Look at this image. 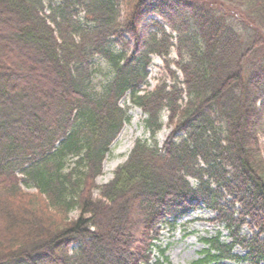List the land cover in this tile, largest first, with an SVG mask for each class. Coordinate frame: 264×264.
<instances>
[{
    "label": "trees",
    "instance_id": "1",
    "mask_svg": "<svg viewBox=\"0 0 264 264\" xmlns=\"http://www.w3.org/2000/svg\"><path fill=\"white\" fill-rule=\"evenodd\" d=\"M126 96L151 141L99 185ZM198 208L230 241L190 264L264 262V0H0V264H171L161 225Z\"/></svg>",
    "mask_w": 264,
    "mask_h": 264
},
{
    "label": "rangeland",
    "instance_id": "2",
    "mask_svg": "<svg viewBox=\"0 0 264 264\" xmlns=\"http://www.w3.org/2000/svg\"><path fill=\"white\" fill-rule=\"evenodd\" d=\"M172 57H176V50L172 51ZM94 66L98 70L94 78L96 90H100L107 81V73L110 71V65L96 58ZM175 68V65H172ZM165 72L163 60L157 56L154 57L153 63L150 66V88L154 87L158 82V77ZM122 104L129 105L130 120L125 124L118 138L111 145L106 160L104 161V170L102 175L97 178L99 185L109 182L114 175V170L122 164L128 157L135 141L139 138L148 139L151 141L149 131L146 129L144 120L146 115L140 108L131 104L129 98L122 99ZM167 119L164 116V127L157 134V139L160 144L163 143L167 135L171 131V127L166 126ZM23 188L29 192H36L33 185L23 183ZM98 196V191H95ZM237 207V206H236ZM77 211H73L71 216H76ZM215 212L206 208H200L189 211L185 216L177 221L175 227L163 224L160 240L157 242L159 246L166 249V255L172 264H189L201 256V251L207 247L204 243V238L216 236L221 233V238L224 241H230V235L227 228L215 221ZM250 227L244 225L243 233L250 234ZM234 253L244 256L246 250L241 247H235ZM157 249L154 250V255L157 256ZM223 264H250L248 261L225 260Z\"/></svg>",
    "mask_w": 264,
    "mask_h": 264
}]
</instances>
